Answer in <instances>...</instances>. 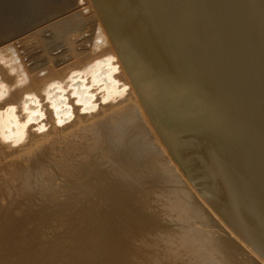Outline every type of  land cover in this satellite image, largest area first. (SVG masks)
I'll use <instances>...</instances> for the list:
<instances>
[{"label":"bare ground","instance_id":"obj_1","mask_svg":"<svg viewBox=\"0 0 264 264\" xmlns=\"http://www.w3.org/2000/svg\"><path fill=\"white\" fill-rule=\"evenodd\" d=\"M67 12L0 35V264H264V0Z\"/></svg>","mask_w":264,"mask_h":264},{"label":"rangeland","instance_id":"obj_2","mask_svg":"<svg viewBox=\"0 0 264 264\" xmlns=\"http://www.w3.org/2000/svg\"><path fill=\"white\" fill-rule=\"evenodd\" d=\"M0 1H6V3H8L9 5H11V3L13 4V5H15V6H17L18 7V5L17 4H19V3H23V4H19V6H22V5H24L25 3H27V5L29 4V2L28 1H31L32 3H33V5L34 4H36V10H37V13L38 14H36V11H35V13L34 14H36V15H38L37 16V18L35 17L34 19H28V15L27 14H23V17H22V14H21V16H20V18H19V16L16 18V19H14V18H10V21H9V19H7L6 17L7 16H9V15H6V14H4V15H2L1 16V14H0V19H3V22L0 24V35H2V34H4V33H6V32H9V30H15V28L16 27H19V26H22V29L21 30H19V31H21V32H16V33H14L13 35H11V36H8V38H12L13 40H12V42H18V44H19V46H20V48H21V51L23 52V55L25 56V60H27L28 62H31V63H38V62H41L43 59H48L47 57H49V59H52L53 57H54V55H53V57L52 56H37V57H31V52H32V50H31V48H34V47H48L50 44H52V46H54V47H60V48H64V47H72L73 46V44H71V42L69 43V42H66L65 40H61V41H58L57 42V40L56 41H54V39L53 38H49L50 37V35L52 34V32H54V29H52L53 27L55 28V25H59L60 23H62L61 21L63 20V21H65V20H67L66 18H67V16L69 15V13L68 12H70V10H68V12L66 13V11H67V9H69V7L70 6H77V4H79V1L80 0H70L69 1V6H67L66 8H65V5H66V3L64 2L65 0H60L59 2H57V5L60 3V5H56V2L53 4L52 2L54 1H50V3H48L49 2V0H38V3L36 2L37 0H34V1H32V0H0ZM24 1H25V3H24ZM27 1V2H26ZM46 1H47V4L48 5H50L51 3V5H53V6H47V7H44V3L46 4ZM16 2H18V3H16ZM31 2H30V4H31ZM41 2H43V4H41ZM62 2V3H61ZM43 5L42 7H41V5ZM65 3V4H64ZM39 4V5H38ZM63 4V5H62ZM32 5V4H31ZM12 6V5H11ZM60 6H62V7H60ZM2 8V5L0 4V9ZM46 8V9H45ZM51 8H55V9H51ZM63 8H65V9H63ZM45 11H44V10ZM49 10V12L47 13L46 11H48ZM50 9H51V12H50ZM61 10H63V12L61 11ZM64 10H65V12H64ZM79 10V8H77L74 12H76V11H78ZM43 11H44V13L45 14H43ZM62 12V13H61ZM40 13H42V14H40ZM71 14L73 13V11L72 12H70ZM33 13H31L29 16L31 17V18H33V16H36V15H34L33 14V16H31ZM66 14V15H65ZM48 15V16H47ZM60 15V16H59ZM62 15V16H61ZM251 14L249 13L248 15H246V13L244 14V13H242V16H244V17H242L241 19H244L245 18V20H248L249 22L251 21V19L249 20V16H250ZM27 16V17H26ZM47 16V17H46ZM58 18H57V17ZM66 16V17H65ZM248 16V17H247ZM21 17L23 18V19H21ZM25 17H26V19L27 20H29V21H27V20H25ZM44 17V18H43ZM46 17V18H45ZM65 17V18H64ZM251 17H253V16H251ZM56 18V19H55ZM63 18V19H62ZM248 18V19H247ZM7 19V20H6ZM11 19H12V21L13 22H11ZM18 19H20V20H18ZM44 19V20H43ZM62 19V20H61ZM17 20V21H16ZM23 20H25V22L23 21ZM37 20H39V21H37ZM41 20V21H40ZM43 20V21H42ZM16 21V22H15ZM20 21H21V24H20ZM37 21V22H36ZM59 21V22H58ZM23 22H24V25H23ZM252 22V21H251ZM6 23V24H5ZM14 23V24H13ZM19 23V24H18ZM36 25H35V24ZM13 24V25H12ZM26 24V25H25ZM27 24H28V26H27ZM8 25V26H7ZM33 26V27H32ZM36 26V27H35ZM30 27V28H29ZM30 29V30H29ZM92 30V25L91 24H89L88 23V21L87 22H85V25H84V27L82 28V32H81V36L82 35H84V34H86V33H88V32H90ZM24 32H26L24 35H22ZM18 33V34H17ZM21 33V34H20ZM37 34V33H39L38 34V39H37V42L36 43H34L30 38H31V36H32V34ZM16 36V37H15ZM47 37V38H45L44 39V37ZM34 38V37H33ZM32 38V39H33ZM256 38H258L257 37V35L254 37V38H252V42H253V40H254V44L257 46H259V47H261L262 48V45L264 44V40L263 41H260L261 39H260V37L258 38V39H260V40H256ZM256 41H257V44H256ZM1 42L2 41H0V46H2L1 45ZM263 44H262V43ZM32 43H34V44H32ZM261 45H259V44ZM264 47V46H263ZM28 49V50H27ZM35 49H33V51H34ZM53 54H56V52H54ZM61 58V57H60Z\"/></svg>","mask_w":264,"mask_h":264}]
</instances>
